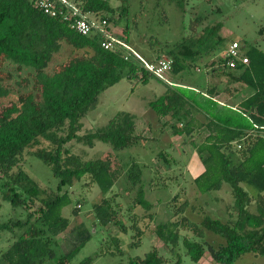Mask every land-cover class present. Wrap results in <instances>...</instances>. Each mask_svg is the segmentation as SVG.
<instances>
[{"label":"trees","instance_id":"trees-1","mask_svg":"<svg viewBox=\"0 0 264 264\" xmlns=\"http://www.w3.org/2000/svg\"><path fill=\"white\" fill-rule=\"evenodd\" d=\"M67 1L66 6H61L71 16L69 21L46 15L36 5V0H0V174L6 179L0 184V192L3 201L26 212L25 220L0 221V235L19 230L11 246L2 252V261L5 264L71 263L91 240V234L79 228L80 243L60 257H57L55 246L59 242L55 238L70 226V218L63 215V209L72 204L66 188L84 178L86 185L96 184L103 194L101 202L94 204L93 213L104 227L114 224L123 233H129L130 229L120 218L117 194L107 196L123 174L137 189L135 204L147 211L153 209L146 198L140 164L132 163L125 169L113 152L85 159L68 148L74 141L90 148L96 142H103L120 151L148 141L137 131L136 116L130 112H119L105 127L81 135L82 120L96 108L100 95L124 78L144 84L154 78L167 85L166 91L151 101L149 107L160 119L170 116L182 123L177 126L169 122L176 136L205 133L199 143L197 138L191 141L203 166V171L194 179L196 186L206 194L228 185L235 199L229 220L205 215L198 224L184 216L158 224L155 228L158 238L172 251L182 243L195 264L207 252L216 264H235L248 253L264 256V45H243L239 41L249 63L230 69L223 56L219 62L229 84L224 88L214 85L205 92L197 91L157 77L134 55L128 56L124 46L116 44L106 50L101 45L100 35L83 36L72 27L76 18L83 17L106 20L110 25V13H117V18L128 13V0H124L128 6L121 9L114 8L108 0ZM180 9L186 13V8ZM221 13V8H213V14ZM203 18L201 15L192 20L183 40L166 44L157 51L159 55L155 60L166 57L173 61L166 75L176 76L188 68L197 69V61L212 54L214 57L226 42L225 21L218 19L199 28ZM260 36L264 42L263 27ZM120 40L128 44L125 37ZM158 43H150L152 50ZM230 84L235 88L232 97L238 101L222 104L218 97L224 91L231 94ZM197 115L202 118L198 119ZM41 139L48 147H38L34 154L52 168L59 180L56 193L42 189L19 168L25 151L39 146ZM169 156L162 151L159 153V159L171 166ZM154 181L155 178L152 183ZM179 198L177 195L173 200L177 202ZM252 205L256 207L255 212L250 209ZM186 209V203L182 204L177 215L185 214ZM79 213L76 206L70 217ZM132 221L131 230L136 233L133 238H141L144 230L134 218ZM181 230L192 233V237L182 236ZM206 231L225 242L218 246L207 243ZM113 243L122 255L120 238L113 237ZM94 259L87 257L79 264H93ZM128 264H166V260L153 250ZM176 264H181L180 260Z\"/></svg>","mask_w":264,"mask_h":264},{"label":"rangeland","instance_id":"rangeland-1","mask_svg":"<svg viewBox=\"0 0 264 264\" xmlns=\"http://www.w3.org/2000/svg\"><path fill=\"white\" fill-rule=\"evenodd\" d=\"M110 4L121 9L128 6L124 0H108ZM128 13L117 18L118 14L110 13L112 22L109 26L110 34L116 38H126L128 44L139 54L147 59L158 57L157 51L164 49L165 45H173L188 35L192 20L203 15V22L199 28L213 24L215 20H224L225 28L223 35L226 42L209 57L200 59L195 63L197 69L188 68L179 75L171 73L165 76L166 80L177 85H184L197 91H206V88L216 85L218 88L229 84V79L222 73L220 58L224 56L229 44L233 40L254 45H264L260 30L264 28V0H128ZM180 2V5H178ZM180 8H186L184 14ZM213 8H221V14H213ZM119 10L118 12H120ZM207 14V15H204ZM159 42L154 50L150 43ZM234 84L229 85L230 93L222 92L218 99L223 103H234ZM167 89V85L157 79H150L147 84L138 80L124 78L120 83L110 87L99 97L96 108L92 109L83 118V130L95 132L105 127L119 112H130L136 116L137 131L148 138L146 143L115 151L103 142H96L93 148L82 143L72 142L68 148L73 153L85 159H96L108 152L123 162L125 169L132 163H138L143 169L144 184L146 186V198L152 203L153 209L147 211L135 204L137 189L132 187L126 176L115 184L112 194H117L119 202L120 218L129 228L125 234L114 224L106 227L101 225L94 213L93 206L100 203L103 194L96 184L86 185V178L76 181L70 191L72 204L63 209V215L70 218L69 229L61 236L55 238L59 242L55 246L57 257L73 250L79 243L78 229L91 234V240L74 257L70 264H79L87 257H94L93 264H128L135 258H144L147 253L157 250L166 260V264H195L187 255L185 247L180 244L172 251L155 234L158 224L168 221H176L187 216L193 222L201 223L205 215L229 220L234 212V197L228 185H224L220 191L203 194L196 186L194 179L203 171L197 150L191 141L197 138L199 143L205 136L198 132L193 137H180L173 134L169 122L181 126L170 116L160 119L149 107V103L161 96ZM244 97L242 96L241 99ZM198 119L202 117L196 116ZM199 136V137H198ZM38 147H48V143L41 139L40 145L28 148L22 158L19 168H22L42 189L48 193H56L59 180L55 177L52 168L38 158L34 153ZM160 151L168 153L171 157V166L159 159ZM14 171H17L15 169ZM156 182L152 183L153 179ZM6 179L0 174V184ZM65 189V190H66ZM180 195L177 202L173 198ZM0 221L9 219L25 220L26 212L21 208H13L7 201H3L0 192ZM186 203L185 214L177 215L178 209ZM79 208L80 213L72 216L74 207ZM255 212V205L251 206ZM236 214V213H235ZM236 218V215L234 216ZM132 218L138 226L144 230L141 238L134 239L136 235L133 229ZM19 233L18 229L5 232L0 235V264L1 254L6 251L14 241V236ZM191 235L181 230V235ZM205 241L215 246L224 243L221 237L206 231ZM113 237L120 238V248L124 252L120 255L113 243ZM194 239V238H193ZM202 241L200 239H195ZM101 254V255H99ZM198 264H216L209 252L205 254ZM235 264H264V256H256L252 253L243 255Z\"/></svg>","mask_w":264,"mask_h":264},{"label":"built area","instance_id":"built-area-1","mask_svg":"<svg viewBox=\"0 0 264 264\" xmlns=\"http://www.w3.org/2000/svg\"><path fill=\"white\" fill-rule=\"evenodd\" d=\"M67 4V0H36V5L46 15L63 17L64 20L69 21L71 20V16L62 9V6H66ZM74 15H76L75 12ZM109 26L110 25L106 20L94 21L89 20L86 17L76 18L72 24V27L83 36L100 35L102 37L101 45L106 50L114 48L116 44L124 46L128 50V56L134 55L142 62L149 72L155 74L159 78H164L165 75L171 71L173 64L171 59L162 57L161 59H154L153 61L148 60L134 50L129 44H126L120 39L114 38L110 34ZM224 58L226 60V66L230 69H236L239 64L246 65L249 63L248 58L244 55L242 44L237 40L230 43L224 54Z\"/></svg>","mask_w":264,"mask_h":264},{"label":"crops","instance_id":"crops-1","mask_svg":"<svg viewBox=\"0 0 264 264\" xmlns=\"http://www.w3.org/2000/svg\"><path fill=\"white\" fill-rule=\"evenodd\" d=\"M225 103H229V102H225ZM222 104H223V102H222ZM229 104H232V103H229ZM233 104H236V101Z\"/></svg>","mask_w":264,"mask_h":264}]
</instances>
